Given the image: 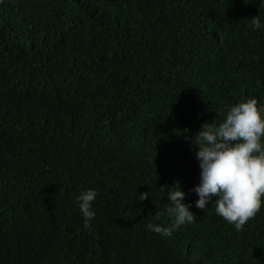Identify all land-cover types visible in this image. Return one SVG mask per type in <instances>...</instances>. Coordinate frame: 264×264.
Returning <instances> with one entry per match:
<instances>
[{
  "label": "trees",
  "instance_id": "obj_1",
  "mask_svg": "<svg viewBox=\"0 0 264 264\" xmlns=\"http://www.w3.org/2000/svg\"><path fill=\"white\" fill-rule=\"evenodd\" d=\"M257 15L264 0H0V264H264V207L237 231L190 191L189 137L264 106ZM178 185L196 220L150 231Z\"/></svg>",
  "mask_w": 264,
  "mask_h": 264
},
{
  "label": "clouds",
  "instance_id": "obj_2",
  "mask_svg": "<svg viewBox=\"0 0 264 264\" xmlns=\"http://www.w3.org/2000/svg\"><path fill=\"white\" fill-rule=\"evenodd\" d=\"M252 25L264 31V22L257 15ZM195 149L200 175L199 183L190 191L198 195L195 207L206 209L215 202V212L235 230L244 225L264 207V106L256 98H250L230 106L219 124L205 122L200 130L189 137ZM167 192V205L154 215L156 221L161 215L172 218L169 226L149 223L150 231L171 237L174 231L191 224L196 215L191 211L192 203L183 202L185 192L178 188L161 187ZM98 193L89 188L76 198L82 213L85 229L91 227L95 218L93 202ZM149 192L139 194V200L149 197Z\"/></svg>",
  "mask_w": 264,
  "mask_h": 264
}]
</instances>
